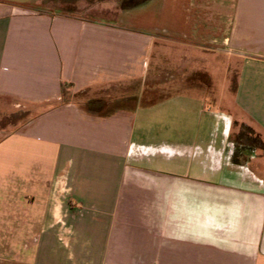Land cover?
<instances>
[{"label": "crops", "instance_id": "1", "mask_svg": "<svg viewBox=\"0 0 264 264\" xmlns=\"http://www.w3.org/2000/svg\"><path fill=\"white\" fill-rule=\"evenodd\" d=\"M44 1L0 0V104L28 117L0 128V264H264V176L230 156L236 124L264 140V0ZM158 41L228 57L233 89L62 103L140 83Z\"/></svg>", "mask_w": 264, "mask_h": 264}, {"label": "rangeland", "instance_id": "2", "mask_svg": "<svg viewBox=\"0 0 264 264\" xmlns=\"http://www.w3.org/2000/svg\"><path fill=\"white\" fill-rule=\"evenodd\" d=\"M59 1L45 0L39 7L43 10H52L58 7ZM190 45L193 44L158 41V57H156L157 60L153 61V68L155 69L144 74L140 83L134 82L124 89L103 90L96 99L91 97V92H74L72 89L67 90L66 87L63 88L62 103L74 102L88 111L104 113L120 107H132L136 102L145 105L155 98L158 101L167 95L187 91L191 87L212 93L214 81L219 85L226 83L228 85L227 92L231 91L236 81V74L230 67L229 58L218 56L215 59L211 55L203 60L196 54H188L192 50ZM214 64L225 65L228 69L227 72L221 74L210 71ZM24 110L26 109L22 106L0 104V128L6 129L8 132L19 131L28 120ZM235 127L236 141L242 145H249L251 148L247 149L249 153H244L245 148H230L232 164L243 167L248 174L251 173L258 178H263L264 140L249 125L240 123L236 124ZM57 236L61 244L69 249L72 232L63 228L61 232L57 233Z\"/></svg>", "mask_w": 264, "mask_h": 264}, {"label": "trees", "instance_id": "3", "mask_svg": "<svg viewBox=\"0 0 264 264\" xmlns=\"http://www.w3.org/2000/svg\"><path fill=\"white\" fill-rule=\"evenodd\" d=\"M148 1L150 0H120V6H121V9L127 10V9H132L134 7L143 5L147 3ZM155 101H157V98L153 99V101H149L148 103L155 102Z\"/></svg>", "mask_w": 264, "mask_h": 264}]
</instances>
